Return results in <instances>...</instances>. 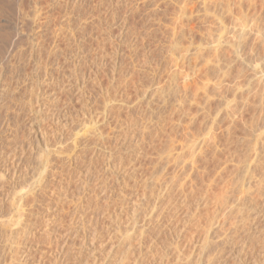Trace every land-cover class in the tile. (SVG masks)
Wrapping results in <instances>:
<instances>
[{
    "label": "rangeland",
    "instance_id": "374dc122",
    "mask_svg": "<svg viewBox=\"0 0 264 264\" xmlns=\"http://www.w3.org/2000/svg\"><path fill=\"white\" fill-rule=\"evenodd\" d=\"M51 3L0 0V72L16 64L26 45L19 34L30 29L35 8L43 17ZM90 6L97 25L80 38L79 63L72 57L75 46L66 47L61 38L55 40L63 49L57 64L51 57L40 63L42 70L60 67L53 77L61 86L55 87L56 93L47 90L58 96L54 106H44L32 119L36 135L27 165L30 182L34 189L40 182L39 154L45 146H54L62 135L65 155L71 139L88 128L90 117L97 119V153L89 151V141L82 137L74 164L54 163L59 170L50 177L45 194L36 196L32 250L24 264H131L137 259L142 264H264V202L256 200L253 206L245 197L246 188L264 173V0H93ZM60 13L59 7L49 13L46 48ZM240 26L251 34L238 49L241 39L235 32ZM215 41L227 42L219 59L205 49ZM236 51L248 64L239 63ZM180 55L185 61L175 67ZM27 58L24 55L21 63V81L34 71ZM177 72L191 74L194 84L188 91L182 87L186 75ZM207 78L210 83H205ZM202 85L208 92L202 93ZM24 91L21 88L18 96ZM185 95L193 99L192 105ZM242 101L246 105L228 125L229 108ZM32 107L38 111L34 101ZM29 111H17L20 143ZM185 112L194 124L188 132L175 128L181 118L187 121ZM56 117L65 122L56 125ZM210 128L215 136L213 143L205 139L212 145L208 150L200 141ZM193 152L202 172L193 175L194 193L187 177L172 165L178 154L183 162ZM174 175H181L183 193L175 186L163 194L165 181ZM1 247L0 253L6 248Z\"/></svg>",
    "mask_w": 264,
    "mask_h": 264
},
{
    "label": "bare ground",
    "instance_id": "6f19581e",
    "mask_svg": "<svg viewBox=\"0 0 264 264\" xmlns=\"http://www.w3.org/2000/svg\"><path fill=\"white\" fill-rule=\"evenodd\" d=\"M91 1H93V0H52V3L50 5V9L47 11V14L44 15L43 17L40 16L39 9L36 7L35 13L37 15L35 16V19L32 22L30 29L27 32H24L23 34H19V39H21L23 41L25 40L24 45L25 44L26 45L17 54L16 64L12 63L8 72H3V71L0 72V244L2 243L1 245L3 247L4 246L6 247V248L4 247L5 249L2 250L0 253V264H24V262L29 259V256H30L31 250H32L31 247H32V239H33V229H34L33 228V224H34L33 223L34 203L36 200V196H39V195L41 196V195L45 194V190H46L47 185H48L47 183H48L50 177H53L54 173H56L55 171L58 168L55 169L53 167L56 160H60L62 164H66V165H68V167H70V165L72 163L74 164V161L76 162L75 158L77 157L76 149H77V146L79 144V139L82 137H86L87 138V139L85 138L86 141L87 140L89 141L88 145L91 148V150H89V151H91L92 154L97 153L96 152L97 148L95 145V144H97V142L95 143L97 136H99L97 134L98 133L97 132V121H96L97 119H95L96 117L95 118L90 117V119L88 118L89 119L88 128L86 127L87 129L84 131V133L76 134V136H74L71 139V141H70L71 147L69 148V151L65 155H64V150H63V140L64 139H63L62 135L60 137L58 135V137L56 138L54 146H52V147H49L48 145L45 146L46 151H42L39 154L40 155L39 156L40 163H41V179H40V182H39L36 189L33 188V185L30 182V179L28 176L29 171L27 170L28 169L27 165L29 163L31 153H32V150H31L32 141L36 135V133H35L36 131L34 130L32 119H33V117L37 118L35 116L37 113H39V110H41V108H43L44 106H47V108H48L49 106H52L54 104V102H56L58 96L57 97L54 96V94L56 93L54 90H55V87L57 88V86H61V82H60V84L57 85L59 80L57 81L56 79H58V78L53 77V75H54L53 73L56 72L60 67L57 66L56 68L54 67L55 69H53V67L50 66L49 69L46 67V68H43V70H42L40 67L42 65L40 63H42L43 58L46 60L48 57L49 58L51 57L53 59V61L55 60V63H56L57 62L56 58H58L57 56L58 55L62 56L61 53L63 52L62 51L63 49H61L59 47V44L55 43V42H57L55 40H58L60 38L63 39L67 43L66 47L72 46V45L75 46V48H76V49H74L75 53H73L74 56H72V57L75 58L74 61L79 63V61L81 59L80 49H79V47L81 45L80 38L86 32L87 28H90V27L93 28L94 26L97 25V23L95 25V22H96L95 21V8L93 6H90ZM246 1H248V0H246ZM126 2H127V0H126ZM251 3H253V2L251 1ZM254 3H255V1H254ZM34 5L36 6L37 4L34 2ZM249 5H248V7H249ZM56 7L60 8V12H61L60 13V19H61V21L58 22L56 25H54V26H56L55 29L50 32L49 36L50 35L52 36L53 41H51L52 44L50 45V47L46 48L43 46L44 45L43 42H44V35L46 34L45 30L48 28L49 13L52 11L53 8H56ZM249 8L251 9V6ZM184 9H185V7H184ZM254 9H256V8H254ZM254 9H252V10H254ZM181 16H183V15H181ZM183 18H184V16H183ZM240 27H241V29H239L237 32H235L236 29L234 31L235 34L238 35L236 37L237 38L239 37L238 40L241 39V41L240 40L238 41V46H237L238 49L241 48V47H239V45L243 44V43L239 44V42L243 41L242 38L244 39L249 34H251L249 29L245 28L244 26H240ZM232 28H235V26ZM248 31H249V33H248ZM259 31H260V29H259ZM257 32H258V30H257ZM226 33H227V30H226ZM253 33H254V31H253ZM51 36H50V38H51ZM250 36L252 37V35H250ZM251 37H250V39H251ZM45 38H46V36H45ZM56 38H58V39H56ZM247 39H249V37L246 38V40ZM246 40H244V41L246 42ZM226 43L227 42H223V41H215L212 43H207L205 46V49H206V51L208 50L209 53L211 52L212 55H214L216 58L218 57L217 59H219V56H218V55H220L219 52L222 51L223 48H225L224 46H226L225 45ZM235 45H233V46H235ZM229 46H231V45H229ZM232 48L234 49V47H232ZM226 49H227V47H226ZM238 49H237V51H238ZM11 52H12V49L9 50L8 54H10ZM223 52L226 53L225 50ZM224 53L222 54V52H221L222 55H224ZM11 55H13V53ZM24 55H25V57L28 56V58H27L28 61H26V62L33 64L34 71L32 72V75H29V74L25 75L26 73L24 74V76L22 75L23 79L21 81L20 80L21 79V71H24L23 68H21V63L23 61ZM183 56L184 55H182V56L180 55V57H178L177 63L175 61V63H176L175 67L178 66L177 64L181 65L182 61H185V59H183ZM184 57H186V56H184ZM234 57L239 59V61H240L239 63H241L242 65L248 64V61L245 58H243L242 56H239L238 52H237V55L235 54ZM232 60H234V59H232ZM53 61H52V63H53ZM235 61H236V59H235ZM208 62H210L209 64H211V61L208 60L207 63ZM232 62H234V61H232ZM23 65H24V63H23ZM195 66L196 65H194V67ZM190 67H193L192 64ZM190 67H188L189 72L191 71ZM179 68H181V67H179ZM194 70H192L191 72H193ZM242 70H241V72H243ZM238 72H239L238 75H240L241 72L240 71H238ZM252 72L253 73L251 76H253V78H254L257 75L256 68H253ZM180 73L177 72L175 74H180ZM183 74L186 75L185 73H183ZM184 75H182L181 77H183ZM188 75H189V73L187 72V75L185 76V80H183L184 84H182L183 85L182 87L185 90V91L183 90L184 92L189 90L191 84H194L192 79H190L191 74H190V76H188ZM242 75H243V73H242ZM253 78H252V80L250 79V81L248 79V82H252L254 80ZM235 79L237 80L238 78H235ZM207 82L210 83V81H208V78H207V81L205 83H207ZM233 82H235V81L233 80ZM233 82H232V84H234ZM239 82H236V84ZM76 83H77V81L75 80L74 84H76ZM215 84H214V86H215ZM217 84L219 85L220 82H218ZM217 84H216V87H218ZM203 86H205V85H202L201 87L198 86V87L202 88ZM206 87L208 88L207 85L205 86V89H206ZM239 87H237V88H239ZM21 88L25 90L23 93L24 95L18 96L20 94ZM73 88H74V85H73ZM203 88H202V90H203ZM50 89H53V91L55 93L54 94H52V93L48 94L49 92L47 93V90H50ZM68 89H69V86H68ZM178 89H179V87H178ZM198 91H200V90H198ZM204 92H208L207 89H206V91L203 90L202 93H204ZM238 92H241V91L238 90ZM247 93H249V89H248V91H246V95H247ZM205 94L207 96V93H205ZM202 95H204V94H202ZM206 96H205V98L203 96L202 97L204 99H206L207 98ZM187 97H186V95L183 97L189 103L188 104L186 102V104L192 105L191 102H193V99H191L190 97L188 99ZM70 98L72 99V97H70ZM183 98L181 101L184 100ZM33 101L35 103H37V107H38L37 112H36V110L32 109L33 108L32 107ZM205 102H207V100ZM242 103H243V101H242ZM247 103H248V100H247ZM203 104H205V103H203ZM241 104L239 106L234 105L233 107L231 106L229 108L230 111L228 110L229 112H227V118L230 119V120L228 119L230 122H228V125L230 124V126H231L232 123L236 122V121L234 122V120L237 119L236 111L238 113L239 109L242 110L241 106L246 105L245 102L242 105ZM178 105L180 107L182 106L180 104H178ZM179 106H177V107H179ZM184 106H185V104H184ZM19 108H22V110H24V109H30L31 110L26 115V117H27L26 118L27 119V122H26L27 130H26L25 136L23 137L24 140L22 143H20L18 141V133H17L16 118H17V111ZM185 109L181 108V110H185ZM200 109H202V107ZM243 110H244V108H243ZM178 111L179 110L177 109V112ZM179 112H181V111H179ZM185 113H182V114H184L183 117L186 118L188 116L189 112H187L188 114L187 113L185 114ZM176 114H178V113H176ZM51 116H53V115H51ZM180 118H178V119L180 120ZM182 119H184V118H181V120ZM181 120L178 122L176 121L177 123L175 122L176 123L175 128L176 129L177 128H183L187 132L191 131L190 130L191 128L189 129V127H190V125H191V127H193L192 126V125H194V124H192L193 119L191 117H187L186 122H185V119H184V122ZM54 121L56 122L55 124L58 126H60L63 122H65V121L61 120L59 117H56ZM225 129L227 130L228 128H225ZM225 129H224V131H226ZM192 130H194V129H192ZM199 131L200 130H198L197 132H199ZM41 136H43V134H41ZM214 136H215L214 128H212V129L210 128L209 132L201 135L202 139L200 141L201 142L200 146L203 144V142H205L204 147L206 149L209 150L210 148H212V145L209 143V141L213 143ZM44 137H42V138H44ZM206 138H208L209 141L205 140ZM183 148L184 147H182V149ZM168 155H169L168 152L165 153L166 157L164 156L165 158L163 159L165 161V163L168 161ZM178 156H179V154L172 161V165L174 166V169L176 168L181 172L180 173L181 175H184L183 176L184 178L187 177L186 179L188 180L189 185L191 187L190 188L191 192L194 193V191H192V189H193L192 186H194L192 178H194V176H195L194 174H196V176H197V175H200L202 173V172H200L201 170L198 169L197 164H196L197 163V160H196L197 155H195L193 152L191 157L188 160H185L183 162L180 161V157H178ZM161 157L163 158L162 155H161ZM164 164L162 165V167H164ZM22 168H23V170H22ZM69 172H70V170H68L67 173H69ZM67 173L65 175H67ZM204 174H205V172H203L202 175H204ZM206 174H207V172H206ZM181 175L180 176L174 175V177L168 178V180H169L168 182L165 181L166 188H165L163 194H165V195L170 194V191H172L173 190L172 188H174L175 186H177L179 188V189H176V191L179 190L178 193H180V192L183 193L184 187L181 186V184H179V182H178V180H180V178H181ZM252 178H254V177H252ZM194 179H196V178H194ZM256 179H257V177L255 178V180ZM177 187H175V188H177ZM205 187L209 188L210 186L209 185L206 186V184H205ZM262 189H264V173L262 174V176L258 177L256 185L249 186L248 188H246V190H245V192L247 191L246 192L247 195L245 196L246 201L250 205H253V206L255 205L256 200L259 203H260V200H261V202H264V199H262L264 197V192H262ZM193 190H195V189H193ZM206 191H208V190H206ZM10 193H11V196L9 195ZM252 193L253 194L255 193L256 196L251 197L250 195H252ZM185 194H187V193H185ZM254 195H252V196H254ZM8 198H10V201H9L10 206L6 207ZM250 208H252V207H250ZM3 243H4V245H3ZM207 244H208V242L206 241L205 245H203V247H202L203 250L206 249ZM1 245H0V247H1ZM6 256H8V260L6 258L7 261L4 260ZM18 256L20 259L18 258ZM137 260H135V262H133L131 264H142V263L137 262ZM120 264H123V262Z\"/></svg>",
    "mask_w": 264,
    "mask_h": 264
}]
</instances>
